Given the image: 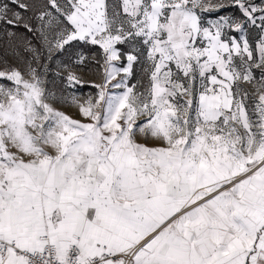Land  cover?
<instances>
[{
    "label": "snow or ice",
    "instance_id": "snow-or-ice-1",
    "mask_svg": "<svg viewBox=\"0 0 264 264\" xmlns=\"http://www.w3.org/2000/svg\"><path fill=\"white\" fill-rule=\"evenodd\" d=\"M0 45V264H264V0H0Z\"/></svg>",
    "mask_w": 264,
    "mask_h": 264
},
{
    "label": "rangeland",
    "instance_id": "rangeland-1",
    "mask_svg": "<svg viewBox=\"0 0 264 264\" xmlns=\"http://www.w3.org/2000/svg\"><path fill=\"white\" fill-rule=\"evenodd\" d=\"M1 46L2 45H0V48H1ZM75 51L76 50L73 49V50H69L68 52L63 53L62 55L61 54H57L56 60H54V62L52 64V68L54 70H56L58 62L70 63ZM84 51L87 52L89 55H91V50L90 49H84ZM0 52H2V51H0ZM88 78L95 79V77L91 76V74H89ZM50 80H51L50 87H52L53 90H55L56 88L60 87V80L55 76L54 72L52 74H50ZM90 91H92V89H90L88 87H85L84 89H82V92H84V93H87V92H90ZM57 107H61V105H57ZM64 110L69 112V113H71V114H74V110L69 108V107H67V106H64Z\"/></svg>",
    "mask_w": 264,
    "mask_h": 264
},
{
    "label": "trees",
    "instance_id": "trees-1",
    "mask_svg": "<svg viewBox=\"0 0 264 264\" xmlns=\"http://www.w3.org/2000/svg\"><path fill=\"white\" fill-rule=\"evenodd\" d=\"M0 51H2V46H1V48H0Z\"/></svg>",
    "mask_w": 264,
    "mask_h": 264
}]
</instances>
